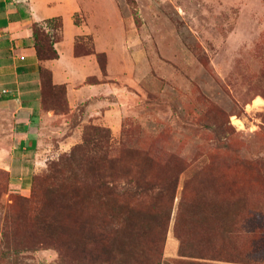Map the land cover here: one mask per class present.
<instances>
[{
	"label": "rangeland",
	"instance_id": "374dc122",
	"mask_svg": "<svg viewBox=\"0 0 264 264\" xmlns=\"http://www.w3.org/2000/svg\"><path fill=\"white\" fill-rule=\"evenodd\" d=\"M30 6L25 28L62 18L61 31L46 27L61 37L55 43L59 57L41 63L51 75L46 69L31 77L0 72V91L30 80L40 88L41 82V106L58 116L42 124L43 162L33 167L31 155L19 159L23 168L7 170L19 157L11 107L0 93V264H58V250L37 244L45 231L29 220V208L39 201L32 177L81 143L87 124L111 129L113 151L122 145L152 149L160 166L175 156L188 168L179 178L160 264H180L174 227L193 170L210 163L252 165L249 173L239 172L249 210L242 234L231 241L249 264H264V240L253 237L254 231L264 237V0H30ZM93 51L105 53L106 76ZM49 78L58 85L51 87ZM65 137L66 145L56 143ZM18 196L29 200L16 204ZM187 199L180 220L186 234L195 231L186 204L193 198ZM64 262L76 263L71 257ZM135 264L157 262L144 252Z\"/></svg>",
	"mask_w": 264,
	"mask_h": 264
},
{
	"label": "trees",
	"instance_id": "16d2710c",
	"mask_svg": "<svg viewBox=\"0 0 264 264\" xmlns=\"http://www.w3.org/2000/svg\"><path fill=\"white\" fill-rule=\"evenodd\" d=\"M47 26L61 31L62 18L46 19L45 26L37 22L31 25L32 45L42 74L46 68L41 63L59 57L55 43L61 38L58 32L52 37ZM91 53L97 56L101 73L106 76L105 53ZM48 82L51 87L58 85L51 78ZM39 96L43 103L41 82ZM110 132V128L87 124L81 143L32 177V195L39 201L29 208L34 209L29 220L45 231L37 244L58 250V264L65 263V257L73 258L75 264H90L88 260L94 259L102 264H135L144 252L150 253L157 264L162 259L179 178L188 168L175 156L160 166V157L152 149L122 145L113 151ZM251 166L241 169L210 163L193 170L183 186L174 227L179 241L178 263H250L241 258L242 248L231 238L242 234L247 220L249 196L239 174L249 173ZM189 196L193 200L186 204L193 213L195 231L186 234L180 220L187 212L185 201ZM17 199L16 204L29 200L22 196ZM254 232L258 233H253L256 241L264 240ZM1 257L7 258V254Z\"/></svg>",
	"mask_w": 264,
	"mask_h": 264
},
{
	"label": "crops",
	"instance_id": "0c3cea01",
	"mask_svg": "<svg viewBox=\"0 0 264 264\" xmlns=\"http://www.w3.org/2000/svg\"><path fill=\"white\" fill-rule=\"evenodd\" d=\"M51 4L52 2L48 5ZM28 7L31 8L30 0H0V51H4L5 55L0 56L1 73L7 69H13L18 76L25 74L31 77L38 73L40 64L35 58V49L31 38V25L34 21L29 28L24 27L29 11L27 10ZM15 52L20 53L16 55ZM22 56L24 57L23 61L21 59ZM21 68H25L22 73L20 72ZM47 68L50 69V66H47ZM54 83L58 84L56 78ZM13 87L14 89H9L10 95L1 97L7 99L11 107L10 113L16 127L15 132H13L14 144L17 142L15 154L19 157L14 163L12 159L7 163V170L17 169L20 166L23 168L27 164L19 159L31 155L34 156V159H32L33 167L43 162L39 153L46 141L44 138L46 133L42 131V124L46 122L47 117L58 116L53 111H45L42 108L38 82L30 80L22 82L20 85L17 83ZM69 139L70 137H65L59 139L56 143L61 144L62 147L66 145L65 142ZM32 147L33 149H31Z\"/></svg>",
	"mask_w": 264,
	"mask_h": 264
},
{
	"label": "built area",
	"instance_id": "2783aa9c",
	"mask_svg": "<svg viewBox=\"0 0 264 264\" xmlns=\"http://www.w3.org/2000/svg\"><path fill=\"white\" fill-rule=\"evenodd\" d=\"M21 59H24V57L22 56ZM1 92L3 94H7V93H10V90L8 88H3Z\"/></svg>",
	"mask_w": 264,
	"mask_h": 264
}]
</instances>
